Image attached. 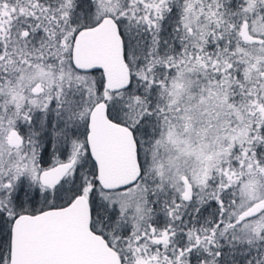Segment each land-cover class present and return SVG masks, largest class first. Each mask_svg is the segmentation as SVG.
<instances>
[{
    "label": "snow or ice",
    "instance_id": "1",
    "mask_svg": "<svg viewBox=\"0 0 264 264\" xmlns=\"http://www.w3.org/2000/svg\"><path fill=\"white\" fill-rule=\"evenodd\" d=\"M0 264H264V0H0Z\"/></svg>",
    "mask_w": 264,
    "mask_h": 264
}]
</instances>
